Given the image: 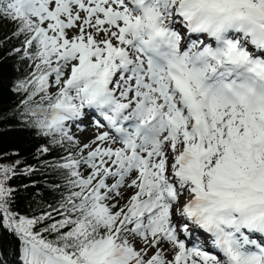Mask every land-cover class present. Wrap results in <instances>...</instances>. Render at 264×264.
<instances>
[{
	"label": "snow or ice",
	"instance_id": "1",
	"mask_svg": "<svg viewBox=\"0 0 264 264\" xmlns=\"http://www.w3.org/2000/svg\"><path fill=\"white\" fill-rule=\"evenodd\" d=\"M0 22L22 38L21 117L67 153L39 215L0 166V253L264 264V0H0Z\"/></svg>",
	"mask_w": 264,
	"mask_h": 264
},
{
	"label": "trees",
	"instance_id": "2",
	"mask_svg": "<svg viewBox=\"0 0 264 264\" xmlns=\"http://www.w3.org/2000/svg\"><path fill=\"white\" fill-rule=\"evenodd\" d=\"M14 31V24L0 22V166H14L15 175L8 183L16 189V207L21 215L32 216L49 210L48 205H56L60 193L52 186L62 179L51 165L67 153L38 135L20 115L24 111L20 104L23 96L12 92L11 87L28 69L20 54L13 53V49L22 46V38L13 36ZM42 147L51 151L41 155L38 150ZM30 168L34 171L28 172ZM10 243L11 238H7L0 262L20 264L19 257L7 251Z\"/></svg>",
	"mask_w": 264,
	"mask_h": 264
},
{
	"label": "rangeland",
	"instance_id": "3",
	"mask_svg": "<svg viewBox=\"0 0 264 264\" xmlns=\"http://www.w3.org/2000/svg\"><path fill=\"white\" fill-rule=\"evenodd\" d=\"M86 125H90L91 121L90 120H86L85 121ZM70 131L72 133H74L77 137H79L81 140H86L87 138L91 137L94 129L88 128L85 131H79L75 126H73Z\"/></svg>",
	"mask_w": 264,
	"mask_h": 264
}]
</instances>
